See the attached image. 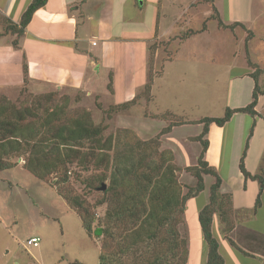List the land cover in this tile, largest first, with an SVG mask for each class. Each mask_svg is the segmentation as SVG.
Masks as SVG:
<instances>
[{
    "label": "rangeland",
    "instance_id": "obj_1",
    "mask_svg": "<svg viewBox=\"0 0 264 264\" xmlns=\"http://www.w3.org/2000/svg\"><path fill=\"white\" fill-rule=\"evenodd\" d=\"M232 1L236 2L233 8L238 13L237 15L249 19L250 28L255 31L256 35L246 31L247 37H245V32L240 28L235 31L223 30L219 28L222 26L218 25L217 19H208L206 22L207 35L198 37L191 44L204 46L201 51L195 53L199 59L207 55L209 59L213 57V62L202 63L200 61L191 65L168 64L164 76L154 81V101L150 106L138 105L130 113L129 110L114 111L112 105L109 108L102 107L97 110L98 105L100 107L98 102L94 109L91 104L83 101L79 94H69L60 90L35 93L30 91L26 85L6 92L0 90V97H4L16 108L27 106L40 114H43L49 107L60 108L63 111L62 117L68 120L83 111H89L96 124L105 126L104 136L106 137L111 133H116L119 129L130 128V121L134 119L135 121L142 120L149 112H158L159 105L165 98L167 104L177 107L178 113H186L191 118L221 117L227 106L239 104L249 95V92L247 96L246 92L244 93L247 83L242 77L244 72H249L257 76L259 88L263 91V94L259 96L257 110L264 118V16L249 17L247 7L250 0ZM228 2L229 0H219L220 6L223 3L226 5V18H229L230 5ZM202 13L203 11L201 15ZM197 16L198 14L195 15ZM192 25L194 28H201L203 22L196 19ZM164 45L160 43L158 47L164 49ZM205 48L211 51L206 53ZM189 50L191 49L188 44L183 45L177 49L175 54L177 57L184 58L190 55ZM162 54L165 56L167 53ZM153 55H151V76L155 73L152 67ZM139 56L140 59L143 56L142 46L139 48ZM245 60L246 64H244ZM161 69L162 66L159 65L157 73H160ZM143 74L144 71L140 70L138 77L143 79ZM163 88L170 90L167 95L164 93L166 96H162ZM250 96L252 100V93ZM247 116H250L248 117L250 122L246 124V131H250L252 129L251 115ZM141 120L140 125H142ZM235 123L232 121L225 127L212 123V130L209 135H206V138L212 142L208 157L214 163V168L223 176L227 174L231 164H236L239 168L240 157L231 148L233 138L235 139ZM158 124L154 121L152 126L157 127ZM153 127L152 129H155ZM195 131L196 128L189 127L187 132L194 133ZM152 132L153 130H150V133ZM262 134H264L263 122L258 125L255 140L249 146L251 147L249 153L236 138L240 153L243 154L245 150V155L247 154L246 167L258 171L256 174L264 173ZM246 141L247 139L244 143ZM195 144L198 150L202 149L200 141ZM237 145L235 150H237ZM83 151L86 152L87 148L83 147ZM189 152L191 153V150ZM197 158L198 156L192 158V163H196ZM26 160L27 154L11 156L9 161L13 163V166L0 170V264H101L99 253L103 236L89 237L77 209L72 207L59 193L56 177L49 176L47 179H41L35 176L25 167ZM80 162L82 161L77 160L71 165L70 178L68 182L61 185V191L68 195H79L99 218H103L107 203H101L104 195L99 186L102 182H94L92 185L88 183L91 174H96L98 171L93 170L92 166L86 169L85 164ZM186 167L180 166L181 169L178 172L179 178L181 176V183L186 187L183 188V192H186L188 186L194 184L195 181ZM181 172L188 173L180 175ZM211 180L212 178L208 179V183ZM103 182L108 184L109 180ZM209 191V188H206L205 195L201 194L193 198L186 205L188 212L186 218L189 219L194 237L198 235L194 212L198 207H202ZM245 199L248 204L254 203L250 193ZM235 202L233 217L236 220L233 219L238 221V224H243V227H240L235 234V239L244 251H253L256 255L244 254L233 247L219 228V219L213 223V233L227 264H255L264 258V201L260 206L248 209L249 211L239 208V198L236 197ZM254 209L255 214H253ZM245 226H253L252 228L256 231H248ZM180 231L186 238L189 237L186 223L180 224ZM33 236L40 237V245L37 247L25 245L27 239ZM245 239L247 243H244ZM196 244V248L200 249L201 245L198 241Z\"/></svg>",
    "mask_w": 264,
    "mask_h": 264
},
{
    "label": "crops",
    "instance_id": "obj_2",
    "mask_svg": "<svg viewBox=\"0 0 264 264\" xmlns=\"http://www.w3.org/2000/svg\"><path fill=\"white\" fill-rule=\"evenodd\" d=\"M31 1L0 0V33L5 31L3 23L5 19L19 24ZM228 3L230 5L229 18H226V5L223 3L220 6L219 0L213 2L204 0H46V3L34 12L21 36L18 37L17 33L9 31L0 37V90L6 92L19 89L24 85V64L26 63L28 67L26 86L30 91L44 93L60 90L69 94H79L81 99L91 104L94 109L97 106L96 102L103 108H108L110 105L133 100L144 89L150 78L151 55L154 54L152 67L155 73L151 90L152 99L147 103L142 97L137 104L129 109V113L138 105L150 106L154 101V81L164 76L168 64L191 65L200 61L202 63L213 62L214 58L209 59L208 55L199 59L195 52L201 51L204 46L198 44L193 46L191 43L198 37L207 35V25L205 29L204 24L208 19H213L214 8L225 25L236 23L233 28L218 26L220 29L235 31L240 28L245 32V37H247L246 31L255 34V31L250 28L249 19L237 15L238 13L235 12L233 7L236 2L229 0ZM247 9L249 17L264 16V0H250ZM196 14H198L197 17H195ZM196 19L202 20L201 28L193 27L192 23ZM190 31L194 33L186 35ZM16 38L19 41L18 47L13 45V40ZM160 43L165 44L164 49L158 47ZM187 44L191 49L189 50L190 55L184 56V58L177 57L175 54L177 49ZM140 46H142L143 52L141 59L139 56ZM205 49L206 53L211 51L209 48ZM164 52L167 53L165 56L162 54ZM244 64H246V60ZM159 65L162 66V69L160 73H157ZM140 70L144 71L143 79L138 77ZM249 74V72H244L242 76L247 83L244 93L246 92L247 96V92H249V95L239 104H231V108L245 106L251 101L250 93H252L254 80ZM169 91L168 88H163L162 96H166ZM165 100L166 98L159 105L158 112H149L144 115L142 120L130 121V127L139 136L144 139L150 138L167 126L169 121L163 117L167 111L191 121L200 119L191 118L186 113L184 114L187 117L178 113L177 107L167 104ZM257 112L259 114L258 110ZM247 115L241 112L234 113L229 121L220 126L225 127L232 121L236 122L235 139L233 138L231 148L239 157L242 154L236 138L239 139L238 143L241 146L245 145L244 140L247 139V152H250L251 147L249 146L255 140L258 125L261 122L264 123V119L258 115L251 116L252 129L246 131V124L250 122L248 118L250 116ZM140 120L142 125L139 123ZM154 121L159 123L157 127L152 126ZM189 127L196 128V131L194 133L187 132ZM150 130L153 132L150 133ZM202 130L203 123L199 122L175 125L169 132L161 136L162 147L174 151L176 163L179 166L194 165L198 158L196 163H192L191 159L199 157L202 150H198L195 146V143L199 141L194 137L198 136ZM211 130L212 126L210 125L207 135ZM262 136L264 140V134ZM236 145L237 150H235ZM211 146L212 142L209 141L205 159L214 167V163L208 157ZM247 158L246 154L245 167ZM246 169L252 175L258 172L252 170L253 168L246 167ZM183 173L188 172H181L180 175ZM219 175L222 178V191L233 195V208L236 204V197L240 201L239 208L243 210L249 211L253 206H256V199L260 193V185L257 180L246 177L236 164H231L226 175ZM192 177L195 181L189 186L196 184V178ZM211 178L212 180L208 183V179ZM180 181H182L181 176ZM204 182V189L198 195L189 198L186 205L193 198L201 194L205 195L206 188L210 190L214 177L210 174L204 175ZM249 187H251L250 190ZM184 188L186 187L184 186ZM249 193L254 201L252 204H248L245 199ZM209 195L210 191L202 207L208 203ZM202 207H198L194 212L198 230L197 238L193 236V229L189 219L186 218L188 212L185 209L183 223H186L189 232V237L186 238L189 247L187 264H206L207 262L208 247L199 222V212ZM255 213L254 209L253 214ZM216 219L218 218L215 216L213 223ZM240 227H243V224H238V221H235L234 229L230 232V238L238 246L240 243L236 241L235 234ZM245 227L248 231H256L255 228H252L253 226ZM219 228H222L221 223ZM196 241L201 245L200 249L196 248ZM244 243H247L246 239ZM245 252V254L256 255L253 251L245 250ZM222 256L224 255L222 254ZM224 260L227 264L225 256ZM255 264H264V258Z\"/></svg>",
    "mask_w": 264,
    "mask_h": 264
},
{
    "label": "trees",
    "instance_id": "obj_3",
    "mask_svg": "<svg viewBox=\"0 0 264 264\" xmlns=\"http://www.w3.org/2000/svg\"><path fill=\"white\" fill-rule=\"evenodd\" d=\"M45 3L46 0H32L19 24L5 19V31L0 33V37L9 31L21 36L34 12ZM213 18L222 27L233 28L236 25H225L215 8ZM192 33L190 31L186 35ZM18 43V38L13 40L15 47H18ZM24 73L26 85V63ZM249 75L255 85L252 100L245 106H227L221 117H203L193 121L167 111L163 117L168 119V125L156 136L147 139L141 138L131 127L119 129L105 137V126L96 124L89 111L68 120L62 117L60 108L49 107L40 114L27 106L16 108L0 97V170L13 166L9 157L27 154L25 167L35 176L41 179L56 177L59 193L77 209L87 235L103 236L99 253L101 264H187L188 241L180 231V224L184 221L187 200L204 189V175L210 174L214 182L210 186L209 201L199 212V222L208 247L206 264H225L213 233L215 216L230 243L242 253L246 252L230 238L235 226L233 195L222 191V178L205 159L209 148L206 135L212 123L222 126L237 112L264 119L256 110L263 91L259 88L257 76L254 73ZM153 78L154 75H150L144 89L133 100L112 105L114 111L129 110L142 97L149 103ZM98 108L102 106L98 105ZM198 122L203 123V130L194 139L201 142L202 150L197 163L186 167L196 178V184L188 186V190L183 192L184 186L178 174L181 168L175 163L174 151L162 148L161 136L175 125ZM244 146L248 147V141ZM83 147L87 148L86 152ZM244 158L245 150L240 157L239 168L246 177L259 183L260 193L256 199V206H259L264 201V173L252 175L248 172ZM77 160H81L86 169L92 166L93 170L98 171L88 179L91 185L109 180L101 200V203H107L103 218H99L79 195H68L61 191V185L70 178L71 165Z\"/></svg>",
    "mask_w": 264,
    "mask_h": 264
},
{
    "label": "built area",
    "instance_id": "obj_4",
    "mask_svg": "<svg viewBox=\"0 0 264 264\" xmlns=\"http://www.w3.org/2000/svg\"><path fill=\"white\" fill-rule=\"evenodd\" d=\"M40 241H41L40 237L33 236V237H30V238L27 239L25 245L37 247V246L40 245Z\"/></svg>",
    "mask_w": 264,
    "mask_h": 264
},
{
    "label": "water",
    "instance_id": "obj_5",
    "mask_svg": "<svg viewBox=\"0 0 264 264\" xmlns=\"http://www.w3.org/2000/svg\"><path fill=\"white\" fill-rule=\"evenodd\" d=\"M106 187H107L106 182H102V184H101V186H100V189H101V190H105Z\"/></svg>",
    "mask_w": 264,
    "mask_h": 264
}]
</instances>
